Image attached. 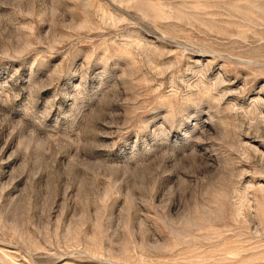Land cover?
Masks as SVG:
<instances>
[{
    "label": "rangeland",
    "instance_id": "1",
    "mask_svg": "<svg viewBox=\"0 0 264 264\" xmlns=\"http://www.w3.org/2000/svg\"><path fill=\"white\" fill-rule=\"evenodd\" d=\"M0 264H264V0H0Z\"/></svg>",
    "mask_w": 264,
    "mask_h": 264
}]
</instances>
